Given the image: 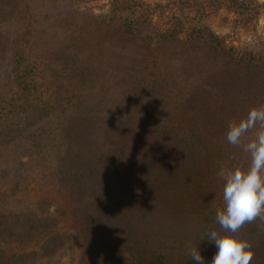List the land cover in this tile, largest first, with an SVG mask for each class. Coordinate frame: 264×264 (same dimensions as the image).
Here are the masks:
<instances>
[{
    "label": "trees",
    "instance_id": "trees-1",
    "mask_svg": "<svg viewBox=\"0 0 264 264\" xmlns=\"http://www.w3.org/2000/svg\"><path fill=\"white\" fill-rule=\"evenodd\" d=\"M64 1L51 0V4L57 8ZM127 3L111 0L107 14L85 25L68 23L66 17L47 25L33 17L35 23L26 25V0H0L3 21L20 12L19 29L12 37L0 36V44H7L10 52L11 66L10 81L3 83V92L10 97H0V157L8 146L20 150L14 156L20 165L7 172H29L28 166L41 164L44 180L53 183L54 192L64 195L55 211H46L40 229L48 231L40 241L43 250L38 251V241H21L20 245L13 235L27 233L28 238L38 240L33 233L38 219L11 211L10 202H19L18 190L0 187L5 202L0 212V264H26L32 253L37 255L32 264H58L51 259L53 250L66 241L72 246L79 242L81 251L78 257L75 252V264H193L189 255L193 247L199 248L206 264L211 262L216 248L205 232L219 229L215 215L223 200L222 194L215 199L212 195L210 172L219 174L222 168L244 161L243 143L249 141L244 138L239 147L220 145L228 131L221 112L231 107L234 116L242 119L255 107L243 111L247 97L241 84L248 85V76L264 75V61L229 46L203 19L189 23L186 13L196 1H175L178 14L172 13L163 27H156L152 14L142 12L136 1ZM208 5L200 3L204 10ZM56 25L63 28L62 35L48 44L55 35L51 27ZM106 44H114L128 61L115 65L84 58L81 53L86 48L103 52ZM34 54L36 63L31 58ZM38 58L43 62L37 64ZM225 73L231 78L227 80ZM208 76L215 81L206 80ZM193 77L205 83L201 86L204 98L199 101L201 95L187 89L194 88L189 83ZM120 88L123 97L108 104L109 95ZM263 96L258 92L254 100ZM188 111L189 118L184 116ZM198 114L203 120L200 124L193 122ZM128 117L134 118L130 126ZM91 125L115 127L116 132L129 126L127 132L137 137L144 152L148 146L152 153L161 151L162 162L155 164L159 168L155 186L128 177L121 164L127 151L123 141L111 151L107 149L113 170L100 183L94 165L100 152L85 156L82 146L75 149L78 138L83 137L82 144L92 139ZM152 135L159 139L156 148L148 141ZM172 153L175 159L169 158ZM181 184L197 197L192 206L184 208L179 201L183 197L176 188ZM176 209L188 213L187 230L170 232L162 219L176 215ZM157 226L170 233L160 235L162 239L154 247L152 231L158 232ZM235 235L251 241L255 252L251 264H264V220L246 224Z\"/></svg>",
    "mask_w": 264,
    "mask_h": 264
},
{
    "label": "rangeland",
    "instance_id": "rangeland-1",
    "mask_svg": "<svg viewBox=\"0 0 264 264\" xmlns=\"http://www.w3.org/2000/svg\"><path fill=\"white\" fill-rule=\"evenodd\" d=\"M127 1V5H130L132 1H136L139 4L140 10L142 12H150L154 17V25L156 27L165 26L170 18L172 13L178 14L179 6L176 5L175 1L177 0H122ZM198 4L194 8H191L189 12L186 14L190 15L189 23H196L199 19H203L202 21L209 24L215 34L219 35L221 38L225 39L226 43L229 46L236 47L239 51L246 53L247 55H253L259 61H264V0H193ZM221 1V2H220ZM225 1V3H223ZM26 13L23 15V19L28 24V21H31L32 24L35 23L32 19L33 17L42 20L44 25L49 23H56L60 18L66 17L68 23H77L78 25H85L93 18H99L103 14H107L108 11L111 10V0H66L57 8H53L51 4V0H26ZM193 3V2H192ZM191 3V4H192ZM200 3L208 4L206 10L200 7ZM235 9H238L237 11ZM182 13V12H181ZM22 15V13H21ZM18 17H20V12L18 14H14L12 18L8 20H4V18L0 19V36L4 37H12L13 33L19 29V21ZM44 20V21H43ZM188 23V22H187ZM52 33L55 35H51L48 39V44L54 42L58 37L62 35V27L59 25L52 26ZM47 34L45 33L44 38H46ZM42 38V37H41ZM53 48V47H52ZM37 51V47L35 48V52ZM81 53L84 58L94 59L100 58V60L113 62L115 65H122L128 61V56H124V52H121L119 48L114 46V44H106V49L103 52H97L91 50V48L82 49ZM10 52L7 48V44H0V97H10L9 94H5L3 92V83H9L10 81ZM33 61L36 63V54L31 56ZM43 62L41 58H38L37 64ZM210 75V74H209ZM225 78L228 80L231 78L230 73L223 74ZM211 83L215 81L214 76H208V79ZM194 83V88L187 87V89L191 90V94H199L201 96L199 99L204 98V91L201 90V86L204 83L203 79L199 77H193L189 79V83ZM248 85L241 84V92L247 97L246 100L242 102L243 111L251 108L252 106H258L261 103H264V96L257 99L255 96L258 92L264 93V75H259L253 78L248 76L247 79ZM239 83H237L238 85ZM115 86V85H114ZM112 87V89L114 88ZM7 89V88H6ZM122 88L117 91H112V94L109 95L108 104H114L113 99H117L118 101L123 97ZM111 96V97H110ZM235 112L231 107L226 108L225 112H221V117L229 126L230 122L237 121L240 118L234 116ZM184 116L189 118V111L184 113ZM130 126V122L134 120L133 117H128L126 119ZM51 121V119H50ZM203 120L200 115L194 118L193 122H198L200 124ZM129 126L118 129L116 132L115 127L104 126V127H96L91 125V133L92 139L87 144H82L84 141L83 137L78 138L77 144H75V149L80 150V146L84 150H80L85 156L89 153H93L98 150L100 152L99 159L94 163L97 167V175L98 181L103 183L107 176L111 174L113 170L112 164L110 162V158L106 156L107 149L110 151L117 145H120L119 142L123 141L126 144L127 151L123 154L124 157L121 161L124 169L128 171V177L133 179L136 178L143 184H152L154 185V178L159 173V168L156 167V163L158 165L159 162H162V158L159 157L161 151L150 152V146L146 152L143 151V145L140 144L137 137L131 135L127 132ZM254 133L250 132L248 136L249 140L253 138ZM87 139V138H86ZM158 138L152 135L149 138V144L153 146V148L158 147ZM227 141L225 138L220 139V145L225 146ZM244 145V143H243ZM3 151V149H2ZM19 151H15L13 146H8L5 151H3L0 157V187H8V188H17V196L20 197L19 202L11 201L12 198L8 200L13 208H10L11 211H22L26 214H32L33 218H37L35 226L38 229L41 228L44 216L46 215V211L51 212L54 206L57 203H60L63 200L62 192H54L53 183L46 182L41 175V164L34 166L33 168L28 166L27 170L29 172H25V170H19L17 172H7L8 168L11 166H19L20 161L15 160L14 156ZM164 153V152H163ZM157 154V155H156ZM165 154V153H164ZM167 155V154H165ZM247 156V157H246ZM242 157L244 162L247 163L249 161L248 154L242 151ZM170 159H175L174 153L171 154ZM229 161H226L228 164ZM8 165V166H5ZM95 167V166H94ZM36 169L37 172H33L32 169ZM226 169V168H225ZM229 169V168H227ZM226 169V170H227ZM4 171L6 173L4 174ZM20 178H25L24 182H20ZM144 180V181H142ZM210 182L212 191V195L214 199L222 194L221 186H224V180L220 177L219 174H213L210 172ZM20 183V184H19ZM32 183V184H31ZM30 184V185H29ZM34 184H36L34 186ZM141 186V184H138ZM149 186V187H150ZM25 187V188H24ZM41 191H39V190ZM195 189V188H194ZM39 191V192H38ZM45 191V192H42ZM51 191V193H50ZM176 193L181 195L183 199H179L176 196ZM175 196L179 199V201L183 204L184 208L189 205L192 206L193 203L197 200V197L193 196L192 193L190 195L189 191L181 184L180 187L176 188ZM44 195L41 197L40 195ZM222 201V197L220 198ZM7 202V203H8ZM154 205L158 207L157 201H152ZM5 202L0 198V212L3 210ZM55 211V208H54ZM176 215H172L170 218L165 217L162 219L164 226L171 230L170 232H177L181 230H187V221L189 219L188 213L186 211H181L176 209ZM2 222V219L0 218ZM65 226L71 227V224L68 222L63 223ZM33 224H30L31 227ZM1 229V225H0ZM38 229L33 233H37V239L33 240V238H28V234L13 233L15 242L23 245L21 241H28L30 244H34L36 241L37 250L42 251L41 240L44 238L47 233V229H40L39 234ZM156 231H152L155 239L152 243L154 247H158L156 243H159V240L162 239L160 235H165L170 233L169 231H165L163 226H157ZM1 232V231H0ZM1 243V240H0ZM66 241L63 247L58 246L53 250V255L51 259H54L58 264H75L74 263V255L76 253V257L79 256L81 249L79 248V242H75L72 246ZM67 246V248H66ZM73 247V248H72ZM150 253V249H146ZM37 258L36 254H31L27 257L26 264H32L33 261Z\"/></svg>",
    "mask_w": 264,
    "mask_h": 264
},
{
    "label": "clouds",
    "instance_id": "clouds-1",
    "mask_svg": "<svg viewBox=\"0 0 264 264\" xmlns=\"http://www.w3.org/2000/svg\"><path fill=\"white\" fill-rule=\"evenodd\" d=\"M250 132L253 138L243 145L249 161L219 172L224 180L223 207L215 215L219 229L205 232L216 248L210 264H251L255 255L251 241L235 234L246 224L264 220V103L251 108L239 121L230 122L226 141L239 147ZM189 255L193 264H206L199 248H191Z\"/></svg>",
    "mask_w": 264,
    "mask_h": 264
}]
</instances>
